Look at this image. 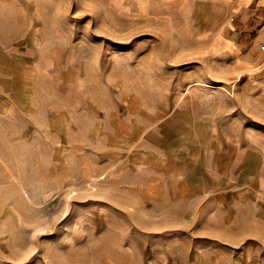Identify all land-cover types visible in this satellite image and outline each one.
Masks as SVG:
<instances>
[{
	"label": "rangeland",
	"instance_id": "rangeland-1",
	"mask_svg": "<svg viewBox=\"0 0 264 264\" xmlns=\"http://www.w3.org/2000/svg\"><path fill=\"white\" fill-rule=\"evenodd\" d=\"M235 21L198 0H0V264H264L257 185L223 192L236 211L218 215L221 239L193 240L165 232L174 193L133 171L151 132L172 140L174 103L176 115L193 116L184 129L195 121L228 133L203 155L230 135L245 143L250 130L263 157L262 64L218 44ZM184 153L172 159L186 165ZM210 217L202 233H217Z\"/></svg>",
	"mask_w": 264,
	"mask_h": 264
},
{
	"label": "crops",
	"instance_id": "crops-1",
	"mask_svg": "<svg viewBox=\"0 0 264 264\" xmlns=\"http://www.w3.org/2000/svg\"><path fill=\"white\" fill-rule=\"evenodd\" d=\"M200 3L219 4L224 10H228L236 15L235 23H232V26L229 25V34L233 32L230 34V38H225L226 40L223 41L219 40L221 42H218V44L220 47L225 48L224 52L228 50L230 52H238V50L246 48V52L251 54L250 56L253 57V60H256V64H262L261 67L263 68L254 70V73L258 74L259 78L264 82V54H256L259 51V46L264 44V0H198V4ZM219 29L214 28V30L220 31ZM243 33H246V37L240 39V35H243ZM227 45H230L233 51L229 47L226 48ZM178 108L179 103L172 105L170 109L172 112L171 120H168L172 124L171 129L166 126V130L169 131L172 140L170 139L169 141V136L166 141L160 139L159 136L155 139L152 136L154 131L151 132L150 139L153 142L151 141L149 148H145V150L140 149L139 155L135 156V169L133 171L135 174L148 176L146 183L148 182L152 186L157 184L158 191L162 192L168 188V191L174 193L172 196L175 197V200L168 201L167 209L170 208V202H173V207L177 209L172 211V214L177 215L169 217V211H165L166 215H168L167 220L172 223L171 227H169L172 230H166L165 232H187L186 235H181V237L193 240L221 239L220 233L222 229L218 215L220 214L221 216V212L236 211L235 203L233 202L232 204L233 193L224 194L223 192L254 191L256 185V190L264 191V183H254L255 175H264V153L263 157H260L253 147L250 148V143L252 142L250 137L251 132L250 130H246V139L240 138V142L245 143L241 145L228 143H238L236 142L237 139L232 138V135H230L229 139L223 138L224 140H222L226 141L227 144V146H223V150L214 151L212 154H208V156L207 154L203 155L202 147L207 149L206 142L215 143V141L213 142L215 135H222V133L228 135V133L223 132L220 125L217 127V130H214L213 127L202 129V125L198 126L199 124L192 120L191 122L195 125L190 130L184 129L183 123L188 121L187 117L193 116L176 115ZM202 131H205V133ZM155 132L158 135V131L155 130ZM200 133L203 137H200ZM217 140L219 141V139ZM184 149H186V153L183 155H187L186 165H183L178 158L172 159V157L177 155L176 151ZM162 152H165L170 157L167 166L163 165V159L166 156L163 157ZM170 152H172V155ZM256 159L257 161L255 162ZM184 166H187L188 169L183 168ZM201 170L203 173H201ZM203 174L206 175L205 179ZM165 175L168 177L167 181L163 184L167 186L162 187L160 180ZM161 176L163 177L161 178ZM177 176H182L183 181H181V178L177 179ZM236 177L239 178L236 179ZM203 180L207 183L206 187L202 186ZM135 182L141 185L140 189H148L147 186H144L145 183H139V179ZM205 196L208 198L207 202L203 201ZM223 197H226V199L230 197V200L225 204H221ZM186 199H188V202ZM209 213L212 214V217L209 219L214 224H218L213 227L214 229L217 227V233L205 234L200 231L203 217ZM186 221L190 223L189 227H184L183 223ZM230 237L234 238L233 235H230ZM236 238L244 237L236 236ZM191 248L196 251L201 250L200 246H191Z\"/></svg>",
	"mask_w": 264,
	"mask_h": 264
},
{
	"label": "built area",
	"instance_id": "built-area-1",
	"mask_svg": "<svg viewBox=\"0 0 264 264\" xmlns=\"http://www.w3.org/2000/svg\"><path fill=\"white\" fill-rule=\"evenodd\" d=\"M261 47H262V49L264 50V44H263Z\"/></svg>",
	"mask_w": 264,
	"mask_h": 264
}]
</instances>
